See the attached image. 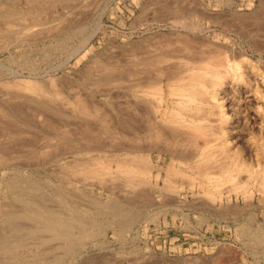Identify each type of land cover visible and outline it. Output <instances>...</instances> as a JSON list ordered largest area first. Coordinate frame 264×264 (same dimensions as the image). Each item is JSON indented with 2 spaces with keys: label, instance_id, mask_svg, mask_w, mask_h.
<instances>
[{
  "label": "rangeland",
  "instance_id": "1",
  "mask_svg": "<svg viewBox=\"0 0 264 264\" xmlns=\"http://www.w3.org/2000/svg\"><path fill=\"white\" fill-rule=\"evenodd\" d=\"M71 11L75 12L72 13ZM102 13L104 14L102 15L103 29L86 44L82 52L71 55L76 48L81 47L85 43L87 34L91 33L99 15ZM28 17L31 18L29 19ZM44 25L47 27L45 28ZM38 26L40 28L43 27V30L39 31L41 29ZM57 26L58 29H56ZM18 27H21L22 31ZM30 29L32 33L29 32ZM44 30L46 33L43 34ZM34 33H40L39 37L36 36L37 34H35L36 37L34 35L31 36ZM177 33L179 34L177 35ZM185 33H190L191 36ZM21 34L29 36L26 39L24 37L18 38V35L21 36ZM41 34L43 35L40 36ZM178 36L183 39H181L183 42L188 39L190 41V38L194 37L195 40L196 38L201 39L202 43L204 41L206 43L209 41L211 44L217 43L220 45L219 51L224 50V48L220 50L221 46H227L236 53L238 58V52L242 53L241 55L245 56V59L242 56L239 58L240 60L237 59L242 62L241 71L244 75L243 78L238 80L235 77H231L222 84L223 86L217 85L215 89L210 88V85H208V90L211 92L209 93L207 90L204 93L209 96L206 95V102L208 103L201 96L200 99H204L197 100L201 103L187 102L188 104H179L177 102L179 100L178 97L170 96L166 80L162 102L159 103L158 95L155 97L154 94L153 96L150 94L151 96L149 95V97L145 96L146 99L140 98L142 92L137 90L136 86H134L135 81L132 80L134 78H131L134 77V72L137 73L135 75L136 78L139 76L138 74L144 77L147 73H153L154 69H163L167 64H173L175 61H171V59L179 60L170 56L174 52L170 54L172 46L174 47V41L179 43L175 42L174 48L177 49L178 46V49L183 50L180 44L184 45V43ZM5 39L6 41L8 39L11 40H8L11 44L5 43L8 47H5L3 43ZM194 39H191V41L193 40L194 44H196L198 39L196 41ZM200 41H198L199 44ZM2 43L6 49L1 46ZM168 43L171 44L169 45ZM162 44L163 46H161ZM144 45L147 48L145 50ZM159 47L162 51L158 49ZM134 49L137 51L134 52ZM146 50H151V52ZM137 52L142 54L139 56ZM163 52L164 55L162 56ZM179 52L175 51L174 54ZM221 54L224 55L225 53L222 52ZM70 55L72 56L71 58L69 57ZM135 55H137L138 59L135 58ZM119 56L121 57L119 58ZM161 58L162 61L160 62ZM168 61L172 63H168ZM142 62H148L151 65H143L144 63ZM159 62L161 63L160 67L158 66ZM140 63L145 66L144 69L147 67L152 68V70L149 68L151 72L146 69L145 73L144 69H142L143 67H140ZM154 64H157L158 67L155 68ZM137 65L139 66V72L136 70ZM156 71L158 72V70ZM156 71L155 73H157ZM122 73L123 75H121ZM155 73L153 74L156 75ZM122 79H126L128 82ZM131 80L133 84L130 82ZM33 82L40 83L42 90L39 91L40 89H37L38 92H36V89L30 88L29 86ZM216 89L219 90L217 91ZM43 92L46 94H43ZM249 96H253V98ZM80 97L95 100V102L98 101L97 103L100 107L95 110L97 112L99 110V114L96 113L98 116L90 115L94 110L85 106L87 103L82 102L85 100L81 98V101ZM138 99H142L145 102L143 106H138L141 107L138 113L141 111L139 114L145 112L148 115L150 114L149 117L146 113L147 125L145 124L146 121H143L146 116L143 114L145 118L141 117L143 115L140 116L136 112L137 107L134 102L135 100L137 102ZM210 102H212V105L209 104ZM71 103L74 104L72 105ZM190 104L191 108L189 107ZM128 106L131 108H127ZM183 106L188 108L187 110L184 107L188 111V115L182 109ZM156 107L158 110L157 118H153L152 114L156 111ZM178 108H181L180 111ZM174 110H177V113L180 112L179 116L183 115L181 116L182 118L185 116V121H189L192 129L197 126L196 132L194 131L195 129L193 131L195 133L199 131L198 134H201V137L205 131H207L204 133L206 137H210V132L213 133L215 131L216 133L214 132L213 135L215 134L216 137L214 135L211 138L208 137V139H213L212 137H214L217 140L213 139L212 143L211 140L207 139V143L211 142L208 145L213 149L218 146L217 151L219 153L210 149L209 146L206 147L203 144L205 148L200 144L205 143L204 136L203 139H200V137L197 138L198 134L196 137V134L193 133V137L192 134L188 133L191 139L185 136L187 135L185 133L187 131L186 128L181 131L186 130L182 133L183 135L181 132L178 133L176 129L174 130L175 126H171L172 122H170L171 117L175 115ZM190 110L196 115L191 117L201 115L197 118H191L189 115V113L191 114ZM103 111L105 112L100 113ZM168 111H171V114L167 115ZM173 111L174 114H172ZM84 112L89 114L86 115ZM103 114H106L107 119H111L110 122L114 123L111 126L112 128H107L110 131L112 130V133L105 129L101 123L100 119ZM132 114L133 116L136 114V117H133ZM48 116L52 121L46 118ZM166 118H168V124H166ZM135 119L138 120V123L143 124V128L146 127V130L153 119L156 120L152 122L153 124L155 121V125L161 120L159 127H155L164 131L165 136L171 137V141L168 136H164V139H157L156 145L155 143H150L149 149L151 152L148 156L151 162L149 163V173L151 174L143 175L146 178L143 180L145 181L143 182L144 185L141 184L142 182L140 184L137 183L138 185L135 183L131 185V182H128V176L125 177L119 171L116 172L118 170L117 167L115 168L117 166L116 161L118 157L122 158L124 156L121 153L108 151L106 154L107 151H105L102 154L95 152L87 155L85 154L86 150L77 152L83 147L87 148L92 145L93 142H89L85 132L86 127L92 126L98 132L96 141L100 139L99 145L104 147V144L107 143L109 149H115L116 146L121 145L131 146L132 141H122V137L119 138L118 135L121 133L120 136L124 137L123 134L129 131L130 133H128L131 136V127H133ZM148 119L152 120L149 121ZM140 120L142 121L139 122ZM193 121H196V123ZM199 122H202L201 126H199ZM193 123L196 126H193ZM58 124L59 127H57ZM119 126L121 128L118 130ZM162 126H166L169 129ZM170 126L173 127V130ZM0 127V154L2 155L3 153V157L0 155V264H264V240L261 239L264 238V0H0ZM122 127L126 131H122ZM198 127L206 130L202 131ZM103 128L106 130H104L105 132L103 131L104 134L101 132ZM165 129L170 135L166 134ZM146 130L145 133L148 132ZM191 130L190 133H192ZM206 133L208 134L206 135ZM179 136L182 140L181 143L185 144L184 149L179 141L180 139H177V137L180 138ZM142 138L144 141V137ZM165 138H168L169 144L167 139L166 144L162 142ZM172 139L175 140L179 147ZM185 139L191 141L196 139V141L188 142ZM221 139L223 141L222 146L225 145L227 148L220 146L222 144L220 142ZM159 140L162 144L159 143ZM202 140L205 141L203 142ZM197 141V144H200L197 146L199 149L194 144ZM145 143H143L145 144L144 146H147L149 141ZM171 143L176 146L174 145L175 147H173V144L170 145ZM188 143L194 146L191 147ZM211 144H214L215 147L211 146ZM163 146H167L168 149L167 147L163 149ZM155 147L160 148L159 151ZM186 147L191 150H186ZM194 147L197 148L195 152L192 149ZM208 147L211 150L207 152L208 154L210 153L209 155L215 152L218 153L216 154L218 156H215V153H212L214 156L207 155L205 152ZM173 148L179 151L181 149V152H178L179 155L176 151H173ZM200 149L205 150V152L203 151L204 158L203 156L201 157L203 155L202 150L197 151ZM226 149L229 150L226 152ZM161 150L166 151L163 152ZM169 150H172V153L174 152L175 154H172ZM182 150L187 151L186 153L193 152V156L190 154L188 156L185 152L184 154ZM196 152L199 153L197 154ZM28 153L29 155H27ZM223 153L226 157L221 159L224 156ZM194 155L195 158L197 157L196 160ZM196 155H200V157ZM90 156L94 158L105 157L107 160L110 157L111 163L108 160L111 164V167H109L111 168L109 171L110 175L107 173L108 171H105L108 175H104L105 173L99 170L97 173L95 169L92 171V175L91 173L88 174L86 172L91 171L89 169L87 171L86 168H90L88 165L83 167V169L85 168L83 174L81 171L82 166L88 164L86 162L89 159H94ZM219 156H221L218 158L221 161V166L223 163L227 166L230 161L228 164L231 168L229 166L228 168L235 171V168L238 167L239 170H236V173L232 171L230 173L229 169L226 170V168L223 169L216 166L215 164L218 160L216 158ZM224 158L229 161L226 162ZM77 159L79 160L77 161ZM214 159H216V162ZM223 160L225 162H222ZM75 162L77 165H74L76 164ZM212 162L215 165L214 170L211 169L213 168ZM82 163L83 165L81 166ZM208 163L211 164L209 167ZM231 164L234 166L233 169ZM78 165L81 169L78 168ZM155 165L158 167L156 166L155 168ZM226 166L223 165L222 167ZM161 167L162 169H160ZM165 167H170V170L175 169V172L170 171L172 174L176 172H179V174L172 175L168 171L169 169L166 170ZM189 167L192 169H189ZM205 167L206 169L210 168L211 172L204 169ZM215 167H217V171ZM179 169L181 173L186 172L189 174L185 176L186 174L183 173L187 177H184V180L180 179L183 178V174H180ZM221 169L224 171H220ZM77 171L78 173L76 174ZM218 171H220L219 174L217 173L215 176L214 174ZM157 172L159 173L158 175ZM209 173H213L214 176L209 175ZM175 175H177L176 181H174L176 179ZM226 175L228 177H225ZM168 176L172 179L173 177L175 178L172 180ZM206 176L208 180L212 178H215V180L207 181ZM209 176L211 177L209 178ZM229 176L236 177L234 178L235 181L231 177L232 181L228 182L230 180ZM166 177L169 181L172 180L174 185ZM147 178L149 179L147 180ZM186 179H188V182L185 181ZM163 181L166 182V185L169 184V189H166L165 185L163 186ZM213 181L215 186L216 181H218L220 186L221 183H225L226 189L223 190L224 187H219L218 184V187H214ZM233 181L235 185L230 186L233 185ZM175 182L177 185H175ZM125 183L129 184L126 185ZM171 186L176 188H172L173 190L171 191ZM208 191L210 194L207 193ZM141 192L143 193L140 195ZM172 193L174 195H170ZM211 193L215 195L214 199ZM219 193H222V195ZM162 194L168 196L162 198ZM208 196L209 198L211 196V199ZM38 209H42L45 212L43 213L44 215L42 212H38ZM29 210H36L40 214ZM47 216L51 218L48 219ZM53 218L55 219L54 223ZM44 220L48 223H45L46 221ZM57 221L65 223L62 225H66V227L62 226L61 223L59 224L61 226H58ZM69 221H72L74 226L77 224L75 229L74 227L67 228L68 225H72ZM81 223L82 227L79 226ZM41 225H44V227ZM50 225L52 231L56 229V232L50 231ZM84 225L88 229L85 230ZM77 226L80 229L82 228L81 231H79L80 229ZM47 227L49 230L44 229ZM56 227L58 229L60 227L61 230L64 228L66 235L63 233L64 229L61 232ZM58 231L60 234L57 233ZM84 232H86L87 237L83 235ZM55 233L59 235V238L56 237L55 239L53 237L52 234ZM69 233L71 237L68 236ZM78 235L79 237L81 235V237L78 238ZM45 237L46 239H44ZM69 238L71 239L70 241L68 240ZM70 245L74 246L71 247Z\"/></svg>",
  "mask_w": 264,
  "mask_h": 264
},
{
  "label": "bare ground",
  "instance_id": "2",
  "mask_svg": "<svg viewBox=\"0 0 264 264\" xmlns=\"http://www.w3.org/2000/svg\"><path fill=\"white\" fill-rule=\"evenodd\" d=\"M75 1V0H74ZM77 1V0H76ZM93 1V0H92ZM43 2V1H42ZM82 2V1H81ZM91 2V1H90ZM182 2V1H181ZM38 3V2H37ZM86 3V2H85ZM184 3H185V1H184ZM253 3V2H252ZM48 4V3H47ZM196 4V3H195ZM82 5V4H81ZM91 5V4H90ZM90 5H88V6H90ZM180 5H182V4H180ZM184 5V4H183ZM198 5V4H197ZM92 6V5H91ZM185 6V5H184ZM196 6V5H195ZM2 7V6H1ZM89 8V7H88ZM180 8V7H179ZM84 9V8H83ZM184 9V8H183ZM191 10V9H190ZM84 11H85V9H84ZM178 11H180V10H178ZM186 11H188V10H186ZM198 11H201V10H198ZM197 11V12H198ZM72 12V11H71ZM75 12V11H74ZM74 12H72V13H74ZM83 12V11H82ZM181 12V11H180ZM185 12V11H184ZM195 12V11H194ZM191 13V12H190ZM203 13V12H202ZM256 13V12H255ZM39 14V13H38ZM42 14V13H41ZM199 14V13H198ZM16 15V14H15ZM14 15V16H15ZM40 15V14H39ZM76 15V14H75ZM82 15V14H81ZM80 15V16H81ZM102 15H104L103 13L101 14V15H99V17H98V20L96 21V24H95V27L93 28V30L91 31V33H89V35L87 34V36H88V38H87V36H86V40H85V43L81 46V47H79V48H76V50H74V52L71 54V55H76V54H79L80 52H82V50L84 49V47L86 46V44L91 40V39H93V37L100 31V30H102L103 29V21H102ZM179 15V14H178ZM181 15V14H180ZM210 15V14H209ZM223 15V14H222ZM257 15V14H256ZM12 16V15H11ZM79 16V15H78ZM29 18V17H28ZM28 18H26V19H28ZM31 18V17H30ZM29 18V19H30ZM37 18V17H36ZM41 18V17H40ZM67 18V17H66ZM25 19V18H24ZM23 19V20H24ZM37 19H39V18H37ZM43 19V18H42ZM254 19V18H253ZM16 20V19H15ZM67 21H69L68 19H66ZM256 20V19H255ZM258 20V19H257ZM21 21V20H20ZM26 21V20H25ZM43 21V20H42ZM71 21V20H70ZM16 22V21H15ZM191 22V21H190ZM27 23V22H26ZM58 23V22H57ZM69 23V22H68ZM13 25V24H12ZM10 26V25H9ZM56 26V25H55ZM59 26V25H58ZM58 26H57V28L56 29H58ZM61 26V25H60ZM39 27V26H38ZM37 27V28H38ZM42 27V26H41ZM44 27H45V25H44ZM47 27V26H46ZM45 27V28H46ZM18 28H20L21 29V27H18ZM40 28V27H39ZM43 28V27H42ZM42 28H40L41 30H39V29H36V30H39V31H42L43 29ZM49 28V27H48ZM47 28V29H48ZM55 28V27H54ZM195 28V27H194ZM46 29V30H47ZM49 29H52V28H49ZM204 29V28H203ZM21 31H22V29H21ZM33 31V30H32ZM58 31V30H57ZM29 32H31V29H30V31ZM34 32V31H33ZM28 33V32H27ZM26 33V34H27ZM32 33V32H31ZM43 34L44 33H46L45 32V30H44V32H42ZM180 33V32H179ZM179 33H177V35L179 34ZM26 34H24V36L21 34V36H19L18 35V38L19 37H24L25 39L27 38V36H29V35H26ZM29 34V33H28ZM35 34H37V33H34V34H32L31 36H35ZM40 34V33H39ZM39 34H37L36 36L37 37H39ZM43 34H41L40 36H42ZM48 34H49V31H48ZM186 34V33H185ZM185 34H184V36H185ZM189 34V35H188ZM188 34H186V35H188V36H191V34L190 33H188ZM15 35V34H14ZM193 35V34H192ZM26 36V37H25ZM35 36V37H36ZM156 36V35H155ZM180 36V35H179ZM178 36V37H179ZM184 36H182V37H184ZM198 36V35H197ZM34 37V38H35ZM48 37V36H47ZM85 37V36H84ZM158 37H159V35H158ZM186 37V36H185ZM194 37H195V35H194ZM194 37L192 38H190V41H189V39L188 40H185L184 42L180 39V37H179V39L184 43V45L182 46L181 44H180V46L181 47H183V50H182V52H181V50L180 49H178L179 47L177 46V49L180 51H178L176 48H174L175 47V42L177 43V41H174L173 43H174V47L172 46V48H171V53L170 54H172V52L174 51H177V52H179V53H177V54H174V52H173V54L172 55H170V56H172V57H174V58H178L179 60H173V59H171V61H175L173 64H167V65H169V66H167L166 64H165V60L163 61V63L166 65V66H164V68L162 69V68H158V69H156V70H158V72L154 69L153 71V73H155V71L157 72V73H155L156 75H154L152 72H151V70H152V68H148L147 66V68L146 69H148L147 71L148 72H151L152 73V75H150L151 73H147V75L145 74L146 73V69H144V67L145 66H142V63H144V62H142V63H140L141 65H140V67L142 66L143 68L142 69H144V71H145V75H144V77H143V75L142 76H140V74H138L139 76L136 78L135 77V75H137V73H135L134 72V77H131V78H134V79H132V80H134L135 82H134V86H136V88H137V90H139V91H141L142 92V94L140 95L141 97L140 98H142V99H146L145 98V96L146 97H149V95L151 94L152 96H153V94L155 95V97H156V95H158V97H159V103L160 102H162V100H163V94H164V92H165V80L167 81V85H168V88H169V94H170V96H172V97H174V96H176V97H178L179 98V100H177V102L179 103V104H181V103H187V102H191V103H196L197 102V104H198V102H200V101H197V100H201L200 99V97L201 96H203L204 98H205V102H206V95L204 94L205 93V91H207L209 88H208V85H210V88L212 87L213 89H215V87L217 86V85H222V84H224L226 81H227V79H229V78H233V77H235V78H237L238 80L239 79H242L243 78V73H242V71H241V68H242V62H240V61H238V59L239 58H241V54H240V52H238L239 54V58H238V56H236V53L233 51V50H231L230 48H228L227 46H221V48H220V50H222V48H224V50H222V51H219V47H220V45H218L217 43H212L211 44V42H209L208 41V43H210V44H208V43H206L205 41H204V43H206V44H204V43H202L200 40L201 39H199V38H196V40L194 39ZM41 38H43V37H41ZM161 38V37H160ZM187 38V37H186ZM202 38V37H201ZM23 39V38H22ZM24 39V40H25ZM37 39V38H36ZM46 39V38H45ZM185 39V38H184ZM191 39H194L195 41H196V44H194V41L192 40L191 41ZM9 40V39H8ZM6 41V39H5V41L3 42V41H1V42H3L4 43V45H5V43H10L11 44V42H9V41H11V40H9V41ZM23 40V41H24ZM159 40H161V39H159ZM163 40V39H162ZM172 40V39H171ZM177 40V39H176ZM83 41V40H82ZM167 41V40H166ZM181 41H179V42H181ZM198 41H200V44H199V42ZM150 42H152V41H150ZM168 42V41H167ZM166 42V43H167ZM170 42V41H169ZM198 42V43H197ZM3 43H2V45L1 46H3ZM22 43V42H21ZM24 43V42H23ZM162 43V42H161ZM201 43H202V45H201ZM132 44H134L133 42H132ZM145 44V43H144ZM169 44V43H168ZM171 44V43H170ZM169 44V45H170ZM177 44H179V43H177ZM176 44V45H177ZM137 45V44H136ZM146 45V44H145ZM145 45H144V50L145 49H147V48H145ZM154 45V44H153ZM166 45V44H165ZM7 46V44L5 45V47ZM79 46V45H78ZM151 46V45H150ZM161 46H163V44L161 45ZM4 47V46H3ZM4 47V48H5ZM8 47V46H7ZM126 47V46H125ZM132 47V46H131ZM137 47H139V46H137ZM142 47V46H141ZM147 47V46H146ZM180 47V48H181ZM156 48H157V45H156ZM168 48V47H167ZM173 48H174V50H173ZM6 49V48H5ZM152 49V48H151ZM155 49V48H154ZM158 49H160V47L158 48ZM169 49V48H168ZM176 49V50H175ZM261 49V48H260ZM132 50V49H131ZM153 50V49H152ZM163 50H165V49H163ZM134 52H136L137 50L136 49H134L133 50ZM143 51V50H142ZM146 51H150L151 52V50H146ZM160 51H162L161 49H160ZM235 51H237V50H235ZM140 52V51H139ZM156 52H157V50H156ZM165 52H166V50H165ZM167 52H170V51H167ZM222 52H224L225 54L224 55H222L221 53ZM131 53V52H130ZM138 53V52H137ZM139 54V56H140V54H142V53H138ZM149 54V53H148ZM160 54H162V53H160ZM69 56L70 58L72 57V56ZM117 55H118V53H117ZM125 55V54H124ZM147 55V54H146ZM164 55V52H163V54H162V56ZM167 55V54H166ZM165 55V56H166ZM116 56V55H115ZM128 56H129V54H128ZM144 56V55H143ZM143 56H142V58H143ZM161 56V55H160ZM111 58H112V56H110ZM121 56H119V58H120ZM123 57H125V56H123ZM127 57V56H126ZM125 57V58H126ZM145 57V56H144ZM148 57H149V55H148ZM155 57V56H154ZM244 59H245V56H242ZM102 58V57H101ZM109 58V57H108ZM114 58V57H113ZM134 58V57H133ZM135 58H137L138 59V57H137V55H135ZM146 58H147V56H146ZM238 58V59H237ZM242 58V59H243ZM106 59V58H105ZM124 59V58H123ZM130 59V58H129ZM128 59V60H129ZM136 59V60H137ZM139 59H141V58H139ZM144 59V58H143ZM158 59H160V58H158ZM166 59V58H165ZM103 60V59H102ZM109 60H110V58H109ZM119 60V59H118ZM167 60V59H166ZM169 60H170V58H169ZM240 60V59H239ZM104 61H106V60H104ZM138 61V60H137ZM140 61V60H139ZM162 61V58H161V60H160V62ZM171 61H168V63L169 62H171ZM243 61H245V60H243ZM248 61V60H247ZM126 62V61H125ZM157 62H158V60H157ZM159 62V64H158V66L160 67L161 66V63ZM97 63V62H96ZM100 63H102V62H100ZM172 63V62H171ZM151 65V64H149L148 62L147 63H144L143 65ZM243 64H244V62H243ZM134 65V64H133ZM132 65V66H133ZM136 65V64H135ZM130 66V65H129ZM153 66H155V68L156 67H158L157 66V64H154ZM152 66V67H153ZM163 66V65H162ZM138 65H137V67H136V70L138 71L139 69H138ZM124 68H126V67H124ZM130 68V67H129ZM134 68V67H133ZM166 68V69H165ZM122 69V68H121ZM135 69V68H134ZM133 69V70H134ZM126 70V69H125ZM129 70V69H128ZM120 71H122V70H120ZM135 71V70H134ZM139 72V71H138ZM140 72L142 73V70H141V68H140ZM125 73V72H124ZM133 73V72H132ZM118 74H120V73H118ZM121 75H123V73L121 74ZM131 75H133V74H131ZM154 75V76H153ZM108 77V76H107ZM125 77V76H124ZM123 77V78H124ZM128 78H130L129 76H127ZM105 78V77H104ZM109 78V77H108ZM122 78V77H121ZM234 78V79H235ZM245 78V77H244ZM101 79V78H100ZM110 79V78H109ZM121 80V79H120ZM123 80V79H122ZM132 80L130 81V82H132ZM231 80H233V79H231ZM247 80V79H246ZM123 81H126V79L125 80H123ZM109 82H111V81H109ZM108 82V83H109ZM113 82V81H112ZM115 82V81H114ZM117 82V81H116ZM126 82H128V80L126 81ZM239 82V81H238ZM242 82H244V81H242ZM242 82H241V84H242ZM248 82V81H247ZM34 83V84H33ZM32 83V85H30L29 87L30 88H34V89H40L39 91H41L42 90V87H41V85H40V83L39 84H37L38 82H33ZM106 83V82H105ZM107 83V84H108ZM125 83V82H124ZM228 83V82H227ZM235 83V82H234ZM249 83V82H248ZM132 84H133V82H132ZM241 84H239V85H241ZM128 85H129V83H128ZM226 85V84H225ZM18 86H19V84H18ZM43 86V85H42ZM112 86V85H111ZM118 86V85H117ZM116 86V87H117ZM126 86V85H125ZM124 86V87H125ZM223 86V85H222ZM247 86V85H246ZM40 87V88H39ZM55 87V86H54ZM57 87V86H56ZM110 87V86H109ZM115 87V86H114ZM29 88V89H30ZM47 88V87H46ZM45 88V89H46ZM53 88V87H52ZM123 88V87H122ZM129 88V87H128ZM167 88V89H168ZM218 88H219V86H218ZM222 88V87H221ZM58 89V88H57ZM126 89V88H125ZM220 89V88H219ZM218 89V90H219ZM31 90V89H30ZM53 90V89H52ZM133 90V89H132ZM217 90V89H216ZM217 90V91H218ZM33 91V90H32ZM107 91V90H106ZM212 91H214V90H212ZM36 92H38V90L36 91ZM55 92H56V90H55ZM58 92V91H57ZM208 92H209V90H208ZM211 92V91H210ZM209 92V93H210ZM216 92V91H215ZM42 93V92H41ZM54 93V92H53ZM73 94H74V92H72ZM39 94H40V92H39ZM43 94H46L45 92H43ZM50 94H52V93H50ZM59 94H61V93H59ZM140 94V93H139ZM204 94V95H203ZM250 94V93H249ZM248 94V95H249ZM41 95V94H40ZM48 95V94H47ZM46 95V96H47ZM54 95V94H53ZM56 95V94H55ZM150 95V96H151ZM210 95H212V94H210ZM214 95V94H213ZM251 95H252V93H251ZM43 96V95H42ZM60 96V95H59ZM113 96V95H112ZM126 96V95H125ZM208 96V95H207ZM246 96H247V94H246ZM61 97H64V96H61ZM139 97V96H138ZM175 97V98H176ZM209 97V96H208ZM214 97V96H213ZM212 97V98H213ZM216 97V96H215ZM250 98L252 97L253 98V96H249ZM38 98V97H37ZM54 98H55V96H54ZM81 98L82 97H80V100H81ZM124 98H126V97H124ZM152 98V97H151ZM203 98V99H204ZM217 98V97H216ZM244 98H245V96H244ZM247 98V97H246ZM52 99V98H51ZM83 99V98H82ZM88 99V98H87ZM87 99H83V100H85V101H82V102H86L87 103V105H85V106H88L89 107V109L91 108V109H93L94 110V112H92L90 115L92 116L93 114H94V116H98V112H99V110H98V112L97 111H95V110H97V109H99V105H98V101L97 102H95V100H87ZM91 99H92V97H91ZM142 99H138V103L136 102V100H135V102L134 103H136V104H134L137 108H136V112H137V114L138 115H145L146 116V113L147 112H145V113H143V114H139V113H141V111L138 113V110H139V108H141V107H138V106H140V105H142L143 106V104H145V102H144V100H142ZM202 99V100H203ZM209 99V98H208ZM39 100H40V98H39ZM79 100V99H78ZM77 100V101H78ZM80 100H79V102H80ZM87 100V101H86ZM124 100H126V99H124ZM152 100H153V98H152ZM184 100V101H183ZM211 100V99H210ZM227 100V99H226ZM246 100V99H245ZM44 101H46V100H44ZM58 101H59V99H58ZM131 101V100H130ZM157 101V102H158ZM209 101V100H208ZM212 101V100H211ZM214 101V100H213ZM232 101V100H231ZM237 101V100H236ZM63 102V101H62ZM79 102H78V104H79ZM82 102H80V103H82ZM123 102V101H122ZM127 102V101H126ZM125 102V103H126ZM132 102V101H131ZM155 102V101H154ZM176 102V103H177ZM215 102V101H214ZM213 102V103H214ZM65 103V102H64ZM86 103H83V104H86ZM125 103H123V104H125ZM171 103V102H170ZM201 103V102H200ZM203 103H204V101H203ZM206 103H208V102H206ZM212 102H210L209 104H211ZM232 103V102H231ZM72 104V103H71ZM74 104V103H73ZM72 104V105H73ZM122 104V103H121ZM129 104V103H128ZM188 104V103H187ZM205 104V103H204ZM146 105H148L147 103H146ZM145 105V106H146ZM182 105V104H181ZM200 106H202L201 104H199ZM198 105V106H199ZM208 105V104H207ZM212 105V104H211ZM215 105V104H214ZM50 106V105H49ZM81 106H83V105H81ZM122 106V105H121ZM159 106V105H158ZM161 106V105H160ZM177 106V105H176ZM197 106V105H196ZM209 106V105H208ZM231 106V105H230ZM235 106V105H234ZM233 106V107H234ZM54 107V106H53ZM52 107V108H53ZM56 107V106H55ZM73 107V106H72ZM78 107V106H77ZM87 107V108H88ZM120 107V106H119ZM130 106H128L127 108H129ZM133 107V106H132ZM146 107H148V106H146ZM174 107V106H173ZM180 107V106H179ZM184 107L185 106H183L182 107V109H184ZM190 108H191V104H190V106H189ZM203 107V106H202ZM211 107V106H210ZM209 107V108H210ZM1 108H3V107H1ZM83 108V107H82ZM125 108V107H124ZM131 108V107H130ZM135 108V107H134ZM144 108V107H143ZM160 108V107H159ZM187 110H188V108L187 107H185ZM189 108V109H190ZM208 108V107H207ZM230 109H232L231 107H229ZM228 108V109H229ZM239 108H240V105H239ZM9 109V108H8ZM116 109V108H115ZM146 109V108H145ZM145 109H143V110H145ZM149 109H150V107H149ZM149 109H147L148 111H149ZM179 109V108H178ZM181 109V108H180ZM180 109H179V111H180ZM195 109V108H194ZM198 109V108H197ZM196 109V110H197ZM234 109V108H233ZM5 110V109H4ZM73 110V109H72ZM166 110V109H165ZM192 111H193V109H191ZM190 110V111H191ZM243 110V109H242ZM92 111V110H91ZM90 111V112H91ZM102 111V110H101ZM119 111V110H118ZM121 111V110H120ZM133 111V110H132ZM146 111V110H145ZM167 111V110H166ZM175 111V115H171L172 117H171V121L170 122H172L171 123V126L173 125V127H171V129L173 128L174 130L176 129V131L178 132V133H180L181 131H182V129L183 128H186V130H184V131H186L185 133H187V135H185V136H187V138H191V137H189L188 136V133L189 134H192L193 135V133L194 134H196V137H197V134H198V132L199 131H197V133H195L196 132V125H194V123H196V121H193L194 123H193V126H196L194 129H192L191 127H192V125L191 124H189V121L188 122H186L185 121V119H184V117L182 118L181 116H183V115H181V116H179V114H181L180 112L179 113H177L178 111L177 110H174ZM174 111L172 112V114H174ZM182 111V110H181ZM184 111L186 112V114L188 113V111H186L185 109H184ZM184 111H183V113H184ZM189 111V112H190ZM191 111V114L189 113V115H190V117L192 116V115H195L193 112ZM199 111V110H198ZM4 112V111H3ZM105 111H103V112H100V113H104ZM121 112H123V111H121ZM143 112V111H142ZM157 112H158V110H157V107H156V111L152 114L151 113V111H150V113L152 114V117L153 118H157ZM194 112H197V111H194ZM212 112H214V111H212ZM233 112H234V110H233ZM238 112H239V110H238ZM8 113V112H7ZM10 113V112H9ZM13 113V112H12ZM58 113H60V112H58ZM85 114H86V112H84ZM96 113H98L97 115H96ZM164 113V112H163ZM169 113L171 114V111H168V114L167 115H169ZM182 113V114H183ZM193 113V114H192ZM235 113H237V112H235ZM47 114V113H46ZM61 114V113H60ZM63 114V113H62ZM66 114V113H65ZM81 114V113H80ZM89 114V113H88ZM88 114H86V115H88ZM106 114H107V112H106ZM106 114H103V116L101 117V123L103 124V127L105 128V129H107V128H112L111 126H112V124H114V123H112V122H110L111 121V119L109 120V119H107V115ZM130 114H131V112H130ZM185 114V115H186ZM197 114H199V113H197ZM203 114H204V112H203ZM238 114H240V113H238ZM42 115V114H41ZM40 115V116H41ZM44 115V114H43ZM85 115V116H86ZM113 115V114H112ZM137 115V116H138ZM144 115L143 116H141V117H144ZM147 115H148V113H147ZM150 115V114H149ZM148 115V116H149ZM165 115V114H164ZM188 115V114H187ZM201 115V114H200ZM199 115V116H200ZM235 115V114H234ZM258 115V114H257ZM6 116V115H5ZM12 116V115H11ZM62 116V115H61ZM90 116V117H91ZM132 116H133V114H132ZM163 116V115H162ZM196 116V115H195ZM199 116H197V117H199ZM206 116H208V115H206ZM210 116V115H209ZM42 117V116H41ZM89 117V116H88ZM114 117V116H113ZM133 117H136V114L133 116ZM150 117V116H149ZM197 117H191V118H197ZM203 117V116H202ZM12 119H13V117H11ZM43 118V117H42ZM45 118V117H44ZM46 118H49V116L48 117H46ZM96 118V117H95ZM108 118H109V114H108ZM123 118H124V116H123ZM131 118V117H130ZM145 118V117H144ZM143 118V119H144ZM170 118V117H169ZM201 118V117H200ZM212 118V117H211ZM40 119V118H39ZM51 121H52V119L51 118H49ZM81 119V118H80ZM91 119V118H90ZM126 119V118H125ZM142 119V118H141ZM146 119H147V116H146V118L143 120V121H146ZM159 119H161V118H159ZM208 119V118H207ZM128 120V119H127ZM149 120V119H148ZM150 120H152V119H150ZM149 120V121H150ZM153 120H155V119H153ZM153 120L148 124V127H147V130H148V132L147 133H145V130H146V127H144L143 128V124H140V123H138V120L137 119H135L134 120V123H133V127H131L132 128V130H131V128H130V130L132 131V134H131V136H130V132L128 133L129 134V136H127L128 134L127 133H125V134H123L124 135V137L123 136H120V134L118 135V137L119 138H121L122 139V141L123 140H130V142L132 141V143H131V146L129 145H127V142H126V145L127 146H116L115 147V149H109L108 148V146H107V143L106 144H104L105 146L103 147L102 145H99L100 143H99V140L98 141H96V139H97V135H98V132L96 131V129H94V128H92V127H86V135L88 136V140H89V142L91 141V142H93L92 143V145L91 146H88L87 148H84L83 147V149H79L77 152L79 153V152H81V151H83V150H86V152H85V154H87L88 155V153L90 154V153H104L105 151H107L106 152V154L108 153V151H110V152H115V153H121L122 155H124L122 158L121 157H118V160L116 161V165L117 166H115V168L117 167V171L116 172H118L119 171V173L121 174H124V176L126 177V176H128L129 177V179H128V182H131V185L133 184V183H135V184H140L141 182V184H143V182H145V181H143L144 179H146L145 178V176H143V175H146L147 173H148V175L149 174H151V173H149V171H150V168H149V163H151L150 162V157L148 156V154L151 152V150L149 149V146H151V144H154L155 143V145H156V142H158V140L157 139H164V136H165V134H164V131H161L158 127V125L159 124H161V120H160V122L158 121V124L157 125H155V121H154V126H153V124H152V122H153ZM166 120V124H168L167 123V120H168V118H166L165 119ZM190 120V119H189ZM192 120V119H191ZM212 120V119H211ZM43 121H44V119H43ZM51 121H49V122H51ZM78 121V120H77ZM129 121V120H128ZM142 120H140L139 122H141ZM164 121V120H163ZM168 121V122H169ZM200 121V120H199ZM203 121V120H202ZM46 122H48V121H46ZM54 122V121H53ZM60 122V121H59ZM68 122V121H67ZM86 122V121H85ZM110 122V123H109ZM113 122H115V121H113ZM118 122V121H117ZM119 122H121V121H119ZM122 122H124V121H122ZM130 122V121H129ZM132 122V121H131ZM136 122V123H135ZM192 122V121H191ZM190 122V123H191ZM16 123V122H15ZM21 123V122H20ZM73 123V122H72ZM83 123V122H82ZM100 123V124H101ZM143 123V122H142ZM4 124H6V123H4ZM26 124V123H25ZM29 124V123H28ZM27 124V125H28ZM65 124V123H64ZM69 124V123H68ZM79 124V123H78ZM81 124V123H80ZM90 124V123H89ZM88 124V125H89ZM121 124V123H120ZM120 124H118V125H120ZM132 124V123H131ZM146 125H147V121H146V123H145ZM162 124H163V122H162ZM202 125V122H199V126H201ZM2 125V124H1ZM10 125V124H9ZM17 125V124H16ZM27 125H26V127H27ZM52 125V124H51ZM70 125V124H69ZM87 125V126H88ZM129 125V124H128ZM164 125H165V122H164ZM170 125V124H169ZM168 125V126H169ZM205 125V124H204ZM22 126V125H21ZM47 126H49V125H47ZM55 126V125H54ZM123 126V125H122ZM145 126V125H144ZM155 126H158V127H155ZM167 126V125H166ZM166 126H162L163 128H165ZM206 126V125H205ZM14 127V126H13ZM50 127V126H49ZM57 127H59V124H58V126ZM77 127V126H76ZM75 127V128H76ZM95 127V126H94ZM98 127V126H97ZM123 127H125V126H123ZM123 127H122V131H126V129H123ZM162 127H161V129H162ZM203 127V126H202ZM1 128V127H0ZM18 128V127H17ZM28 128V127H27ZM31 128V127H30ZM37 128V127H36ZM102 128V127H101ZM102 129V133H103V131L105 130V129ZM119 128H121L120 126L118 127V130H119ZM158 128V129H157ZM166 128H168V127H166ZM188 128V129H187ZM3 129V128H2ZM32 129V128H31ZM34 129V128H33ZM74 129V128H73ZM116 129V128H115ZM169 129V128H168ZM170 129V130H171ZM172 129V130H173ZM192 131V133H190V130ZM198 129H200V130H202V128H199L198 127ZM205 129V128H204ZM224 129V128H223ZM13 130V129H12ZM44 130V129H43ZM50 130V129H49ZM58 130V129H57ZM107 130H109V129H107ZM118 130H116V131H118ZM146 130V131H147ZM164 130V129H163ZM170 130H169V132H170ZM195 132H194V131ZM206 130V129H205ZM205 130H202V131H205ZM214 130V129H213ZM212 130V131H213ZM23 131V130H22ZM39 131H40V129H39ZM47 131V130H46ZM56 131V130H55ZM63 131V130H62ZM66 131V130H65ZM76 131V130H75ZM106 131V130H105ZM104 131V132H105ZM110 131V130H109ZM167 130L165 129V132H166ZM184 131L183 132H181V134L182 133H184ZM189 131V132H188ZM201 131V132H202ZM211 131V130H210ZM15 132V131H14ZM29 132V131H28ZM35 132V131H34ZM33 132V133H34ZM36 132H37V130H36ZM64 132V131H63ZM73 132V131H72ZM81 132V131H80ZM111 133H112V130L110 131ZM121 132V131H120ZM200 132V133H201ZM205 132H207V131H205ZM204 132V133H205ZM208 132H209V128H208ZM215 132V131H214ZM213 132V133H214ZM218 132V131H217ZM220 132V131H219ZM222 132V131H221ZM7 133V132H6ZM16 133V132H15ZM39 133H41V132H39ZM54 133V132H53ZM57 133V132H56ZM74 133V132H73ZM122 133H124V132H122ZM171 133V132H170ZM202 134V137L198 134V137L197 138H199L200 137V139L202 138H204L205 140H202L203 142L205 141V143H200V144H204L206 147L207 146H209L210 147V145H208V144H210V143H207L208 142V140H213V139H215L214 137H216V135L214 136L213 135V133L212 132H210V134L209 135H211V136H214V137H212L213 139H208V137L209 136H204L205 134ZM216 133V132H215ZM11 134V133H10ZM17 134V133H16ZM37 134V133H36ZM71 134V133H70ZM69 134V135H70ZM104 134V133H103ZM102 134V135H103ZM106 134V133H105ZM166 134H169V133H167L166 132ZM172 134H173V131H172ZM175 134V133H174ZM208 133H206V135H207ZM13 135V134H12ZM46 135V134H45ZM72 135V134H71ZM81 135V134H80ZM79 135V136H80ZM126 135V136H125ZM170 135V134H169ZM183 135V134H182ZM218 135V134H217ZM220 135V134H219ZM11 136V135H10ZM82 136V135H81ZM104 136H107V135H104ZM109 136V135H108ZM117 136V135H116ZM168 135H166L165 137H167ZM185 136H184V138H185ZM191 136V135H190ZM204 136V137H203ZM211 136L209 137V138H211ZM30 137V136H29ZM71 137V136H70ZM73 137V136H72ZM128 137H132L131 139L129 138V139H127ZM142 137H144V141L145 142H147V141H149V144H147V146H144L146 143L143 141V138ZM180 137V136H179ZM193 137H194V135H193ZM195 137V138H196ZM66 138V137H65ZM76 138V137H75ZM74 138V139H75ZM105 138V137H104ZM109 138V137H108ZM124 138V139H123ZM168 138L170 139L171 137L170 136H168ZM168 138H165V140L163 141L162 140V142L163 143H165L166 144V139H167V143L169 144L170 142H168L169 140H168ZM174 138V137H173ZM183 138V137H182ZM183 138V139H184ZM23 139V138H22ZM69 139V138H68ZM175 140H176V138H174ZM174 139H172L173 140V142H175V140ZM177 139L180 141V143L182 142V140H181V137L180 138H178L177 137ZM192 139V138H191ZM208 139V140H207ZM25 140V139H24ZM59 140V139H58ZM153 140H156V141H153ZM186 140V139H185ZM188 140V139H187ZM186 140V141H187ZM194 140V139H193ZM193 140L191 141V140H188V142H193ZM215 140H217V139H215ZM225 140V139H224ZM54 141V140H53ZM80 141V140H79ZM106 141V140H105ZM105 141H103V142H105ZM160 141V140H159ZM170 141H171V139H170ZM177 141V140H176ZM178 141V142H179ZM184 141V140H183ZM186 141H184V142H186ZM194 141H196V139L194 140ZM220 141V140H219ZM85 142V141H84ZM94 142H95V144H94ZM97 142V143H96ZM114 142H115V140H114ZM125 142V141H124ZM153 142V143H152ZM221 143L223 142L222 141V139H221V141H220ZM225 142V141H224ZM58 143V142H57ZM81 143V142H80ZM88 143V142H87ZM99 143V144H98ZM143 143H145V144H143ZM160 144H162L161 143V141L159 142ZM176 143V142H175ZM198 143V141L197 142H195L194 144H196V146L195 147H197V146H199L200 144H197ZM212 143H213V141H212ZM220 143V144H221ZM73 144V143H72ZM75 144V143H74ZM94 144V145H93ZM113 144V143H112ZM117 144V143H116ZM121 144H124V143H121ZM173 144V147H175L176 145H177V143H176V145L174 144V143H171L170 145H172ZM189 144V143H188ZM188 144H186V146L188 145ZM207 144V145H206ZM220 144H218V145H220ZM46 145V144H45ZM58 145V144H57ZM62 145V144H61ZM76 145V144H75ZM78 145V144H77ZM84 145V144H83ZM82 145V146H83ZM90 145V144H89ZM118 145V144H117ZM125 145V144H124ZM164 145V144H163ZM175 145V146H174ZM181 145H183V143H181ZM190 146H191V143L189 144ZM189 145L187 146V147H189ZM201 145V146H202ZM203 145V147H205ZM223 145V143L220 145L221 147H224V146H222ZM43 146V145H42ZM53 146V145H52ZM86 146V145H85ZM110 146V145H109ZM154 146V145H153ZM159 146V145H158ZM165 146V145H164ZM163 146V149L164 148H166V147H164ZM178 146V145H177ZM192 146H194V145H192ZM191 146V147H192ZM200 146V147H201ZM211 146H214V144L212 145L211 144ZM73 147V146H72ZM78 147V146H77ZM111 147V146H110ZM171 147V146H170ZM170 147H169V149H170ZM179 147V146H178ZM177 147V148H178ZM184 147H185V144L183 145V149H184ZM186 147V148H187ZM194 147V148H195ZM205 147V148H206ZM209 147L207 148V150L209 149ZM215 147V146H214ZM217 147L218 146H216V149L214 148H211L210 147V149H213V151H217ZM226 147V146H225ZM37 148V147H36ZM75 148H76V146H75ZM151 148V147H150ZM155 148H157V147H155ZM161 148H162V146H161ZM181 148V147H180ZM179 148V149H180ZM185 148V149H186ZM192 148L193 150H194V152H195V150L198 148ZM202 148V147H201ZM227 148V147H226ZM34 149V148H33ZM43 149V148H42ZM50 149V148H49ZM152 149V148H151ZM154 149V148H153ZM159 149L160 148H157V150L159 151ZM167 149H168V147H167ZM174 149V148H173ZM172 149V150H173ZM199 149V148H198ZM206 150V152H205V150L203 149H200V150H197V151H201L202 150V152L204 151L205 153H207V152H209V151H211V150ZM219 149V148H218ZM30 150V149H29ZM54 150H55V148H54ZM71 150V149H70ZM76 150V149H75ZM172 150L170 151L171 153H172ZM186 150H188V151H190L191 149H189V148H187ZM220 150H221V148H220ZM223 150V149H222ZM229 149H226V152L228 151ZM28 151V150H27ZM31 151H32V149H31ZM31 151H29V152H31ZM45 151V150H44ZM161 151H163V150H161ZM166 151V150H165ZM165 151H163V152H165ZM168 151V152H169ZM174 152L176 151L177 152V154H178V152H181V149H180V151L177 149H174L173 150ZM183 151V153L185 152L184 150H182ZM39 152V151H38ZM37 152V153H38ZM47 152V151H46ZM84 152V151H83ZM173 152V153H174ZM187 152V151H186ZM185 152V153H186ZM204 152H203V155H201V157L203 156V158H204ZM215 152H212V153H215ZM218 152V151H217ZM221 153H222V151H220ZM225 152V153H226ZM27 153V152H26ZM56 153V152H55ZM172 153V154H173ZM184 153V154H185ZM193 153V152H192ZM191 152L190 153H186V155L188 154V156H189V154L190 155H192L193 156V154H192ZM197 153V152H196ZM196 153H194V154H196ZM199 153V152H198ZM197 153V154H198ZM211 153V155H213L214 156V154H212ZM219 153V152H218ZM218 153H215V156H218V155H216V154H218ZM220 153V154H221ZM84 154V153H83ZM106 154H104V155H106ZM175 154V153H174ZM210 154V153H209ZM208 153H207V155H209ZM224 154V153H223ZM228 154V153H227ZM226 154V155H227ZM1 155V154H0ZM2 155H3V153H2ZM1 155V156H2ZM5 155V154H4ZM27 155H29V153L27 154ZM32 155V154H31ZM179 155V154H178ZM177 155V156H178ZM180 155H181V153H180ZM200 155H196V156H199L200 157ZM206 155V154H205ZM206 155V156H207ZM211 155H209V156H211ZM23 157H24V155H22ZM59 156V155H58ZM100 156H102V155H100ZM116 156H118L117 154H116ZM176 156V155H175ZM191 156V158H193ZM209 156H207V157H209ZM222 156V155H221ZM221 156H219V157H217L216 159H218V158H220ZM3 157V156H2ZM91 157V156H90ZM89 157V158H90ZM186 157V156H185ZM223 157H226L225 156V154H224V156H222V158L221 159H223ZM227 157H229V156H227ZM91 158H94V157H91ZM110 157H108V160H109V162L111 161L110 159H109ZM119 158H121V159H119ZM176 158V157H175ZM188 158V157H187ZM215 158V157H214ZM50 159V158H49ZM185 159V158H184ZM194 159L196 160L197 159V157L195 158V155H194ZM193 159V160H194ZM200 159V158H199ZM202 159V158H201ZM206 159V158H205ZM213 159V158H212ZM216 159H214V161L216 162ZM225 159V158H224ZM230 159H231V157H230ZM79 159H77V161H78ZM81 160V159H80ZM84 160H86V159H84ZM88 160V159H87ZM108 160H107V158H101V157H96V158H94V159H89L86 163H88V164H85V162H84V166H82L83 165V163L81 164V166H82V169L79 167V165H80V163H79V165H78V168H80L81 169V171H82V173H83V170H85V168L83 169V167H86V165H88V167H90V168H86L87 169V171H88V169L89 170H91L90 172L88 171V172H86V173H91V175L93 174L92 173V171L95 169V171L98 173V170L99 171H101L102 173H105L104 175H108V174H106V172L105 171H108L107 173H109V175H110V169L111 168H109V167H111L110 165V163L108 162ZM115 160V159H114ZM192 160V161H193ZM208 160V159H207ZM211 160V159H210ZM226 160V162H228L227 161V159H225ZM225 160H223L222 162H225ZM2 161V160H1ZM76 161V162H77ZM113 161V160H112ZM199 161H201V160H199ZM213 161V160H212ZM213 161V162H214ZM3 162V161H2ZM75 162V163H76ZM81 162V161H80ZM198 162V161H197ZM204 162H206V161H204ZM208 162V161H207ZM206 162V163H207ZM213 162L211 163L212 165H213ZM215 162H214V164H215ZM217 162H218V165H217ZM217 162H216V166H218V167H221V168H226V170L227 169H229L228 168V166H229V164L228 163H230V161L227 163V166L225 165V163H223V165L224 166H226V167H222L221 166V161H219V159L217 160ZM220 162V163H219ZM200 164H201V162H199ZM205 163V164H206ZM2 164V163H1ZM203 164V163H202ZM209 164V163H208ZM211 164H209L208 165V167L211 165ZM74 165H77V163L76 164H74ZM189 165V164H188ZM192 165V164H191ZM207 165V164H206ZM215 165H213V168H211V169H213L214 170V166ZM220 165V166H219ZM232 165V164H231ZM156 166L157 165H155V168H156ZM205 166V165H204ZM233 166V165H232ZM234 166H235V162H234ZM234 166L232 167V169L234 168ZM153 167V166H152ZM158 167V166H157ZM160 167V166H159ZM194 167H195V164H194ZM230 167V166H229ZM170 167H165V169L167 170V169H169ZM197 168V167H196ZM199 168V167H198ZM231 168V167H230ZM238 167H236L235 168V171L236 170H239V168L237 169ZM242 168H244V167H242ZM73 169V168H72ZM160 169H162V167L160 168ZM187 170H189V169H192V168H190L189 167V169L188 168H186ZM194 169V168H193ZM204 169H206V167L204 168ZM215 169H216V171H217V167H215ZM218 169H220V168H218ZM223 169H221L220 171H224ZM166 170H164V171H166ZM175 170V169H174ZM174 170H168L169 172L170 171H173V172H175ZM206 170H209L210 171V168H208V169H206ZM205 170V171H206ZM212 170V171H213ZM230 170V173H232V172H235V171H232L231 169H229ZM178 171H180V169L178 170ZM192 171V170H191ZM193 171H195V170H193ZM204 171V172H205ZM220 171H218V172H216L214 175L216 176V174L218 173L219 174V172ZM232 171V172H231ZM95 172V173H96ZM100 172V173H101ZM208 172V171H207ZM211 172V171H210ZM225 172H228V171H225ZM238 172V171H237ZM241 172V171H240ZM249 172V171H248ZM78 173V171L76 172V174ZM112 173V172H111ZM119 173H117V174H119ZM165 173V172H164ZM167 173V172H166ZM171 174H172V172H170ZM169 173V174H170ZM176 173H178L179 174V172H176ZM176 173H173V174H176ZM184 174H186L185 176H187V175H189V174H187L186 172H183ZM183 173H181V171H180V174L182 175ZM236 173V172H235ZM84 174V173H83ZM112 174H114V173H112ZM112 174H111V176H112ZM116 174V173H115ZM159 173L157 172V175H158ZM170 174V176H172ZM184 174H183V178H180V179H182V180H184L185 178H187V177H185L184 176ZM207 174V173H206ZM220 174H223V173H220ZM227 174V173H226ZM101 175V174H100ZM103 175V174H102ZM167 175H168V173H167ZM204 175V174H203ZM208 175V174H207ZM209 175H213V173L212 174H210L209 173ZM213 175V176H214ZM225 175V174H224ZM231 175V174H230ZM233 175V174H232ZM237 175V174H236ZM235 175V176H236ZM85 176V175H84ZM93 176H95V175H93ZM156 176V175H155ZM177 175H175V177H176ZM180 176V175H179ZM212 176V177H213ZM220 176V175H219ZM81 177V176H80ZM100 177H102V176H100ZM144 177V178H143ZM159 177V176H158ZM158 177H157V179H158ZM169 177V176H168ZM175 177H173V179L175 178ZM185 177V178H184ZM211 176H209V178H210ZM223 177V176H222ZM225 177H228L227 175L225 176ZM232 177V176H231ZM230 176H229V179L231 178ZM114 178H116V177H114ZM114 178H112V179H114ZM118 178V177H117ZM121 178V177H120ZM143 178V179H142ZM164 178V177H163ZM167 178V177H166ZM170 178V177H169ZM218 178V177H217ZM220 178V180H221V176L219 177ZM218 178V179H219ZM233 178V177H232ZM231 178V179H232ZM234 178H236V177H234ZM232 179V180H234L235 181V179ZM89 179V178H88ZM91 179V178H90ZM149 178H147V180H148ZM155 179V178H154ZM170 179H172V178H170ZM172 179V180H173ZM195 179V178H194ZM206 179H207V181H212L213 179L215 180V178H212V179H209L208 180V178H207V176H206ZM227 179V178H226ZM225 179V180H226ZM228 179V180H229ZM229 180L228 182H230V181H232V180ZM101 180V179H100ZM122 180V179H121ZM151 180V179H150ZM150 180H149V182H150ZM167 180H168V178H167ZM172 180H170L171 181V183L173 182ZM177 180V177H176V179L174 180V181H176ZM217 180V179H216ZM224 180V179H223ZM237 180V179H236ZM155 181H157L156 179H155ZM159 181V180H158ZM169 181V180H168ZM169 181V182H170ZM185 181H187L188 182V179H186ZM197 181V180H196ZM234 181H233V185H230V186H234L235 184H234ZM148 182V181H147ZM194 182V181H193ZM220 182H222V181H220ZM226 182V181H225ZM163 183V186L164 187H166V189L169 187V184H165L166 182H162ZM174 183V182H173ZM172 183V185H174ZM181 182H179V184H180ZM209 183V182H208ZM236 183H237V181H236ZM122 184V183H121ZM126 184V183H125ZM124 184V185H125ZM129 184V183H128ZM128 184H126V185H128ZM137 184V185H138ZM146 184H148V183H146ZM145 184V185H146ZM213 184H214V181H213ZM217 184H218V181H216V186H215V184H214V187H218L217 186ZM224 184L225 183H221V186L219 185V187H224L223 188V190L224 189H226L225 188V186H224ZM227 184V183H226ZM144 185V184H143ZM175 185H177L176 184V182H175ZM181 185H182V183H181ZM184 185V184H183ZM238 185V184H237ZM236 185V186H237ZM227 186V185H226ZM229 186V187H230ZM239 186H240V184H239ZM137 187V186H136ZM159 187V186H158ZM194 187V186H193ZM214 187H212V188H214ZM238 187V186H237ZM131 188H132V186H131ZM133 188H135V186H133ZM161 188H163V187H161ZM171 189V191L173 190L172 188H176V187H173V186H171L170 187ZM208 188V187H207ZM234 188V187H233ZM138 189V188H137ZM139 189H140V187H139ZM157 189V188H156ZM169 189V188H168ZM193 189V188H192ZM217 189V188H216ZM230 189H231V187H230ZM235 189V188H234ZM239 189V188H238ZM161 190V189H160ZM163 190V189H162ZM176 190V189H175ZM222 190V189H221ZM164 191V190H163ZM162 191V192H163ZM138 192V191H137ZM165 192V191H164ZM163 192V193H164ZM174 192V191H173ZM143 192H141L140 193V195L142 194ZM168 193V192H167ZM176 193H177V191H176ZM203 193H205L204 191H203ZM207 193H209V191L207 192ZM214 193V192H213ZM213 193H211L212 195H213ZM216 193V192H215ZM169 194V193H168ZM197 194V193H196ZM206 194V193H205ZM210 194V193H209ZM209 194H207V195H209ZM217 194V193H216ZM219 194H221L222 195V193H219ZM20 195V194H19ZM163 196H162V198H164L165 196H168V195H166L165 194V196H164V194H162ZM170 195H174V193H172V194H170ZM175 195H177V194H175ZM214 196L215 195H213L212 196V198L214 199ZM61 197V196H60ZM59 197V198H60ZM160 197H161V195H160ZM205 198V197H204ZM208 198H209V196H208ZM63 199V198H62ZM153 199H154V196H153ZM168 199V198H167ZM209 199H211V196H210V198ZM215 199H216V197H215ZM164 200V199H163ZM27 201V200H26ZM64 201H65V199H64ZM152 201V200H151ZM167 201V200H166ZM215 201V200H214ZM24 202V201H23ZM154 202V201H153ZM158 202H160L159 200H158ZM161 202H163V201H161ZM164 202H165V200H164ZM207 202V201H206ZM99 203V202H98ZM205 203V202H204ZM203 203V204H204ZM30 204V203H29ZM71 204V203H70ZM214 204V203H213ZM31 205V204H30ZM27 206V205H26ZM31 207H33V206H31ZM36 207V206H35ZM47 207V206H46ZM49 207V206H48ZM71 208V207H70ZM69 208V209H70ZM35 209V208H34ZM4 210H6V209H4ZM42 210V209H41ZM41 210H39L38 209V212H42V214L43 213H45L43 210L41 211ZM116 210V209H115ZM11 211V210H10ZM14 211V210H13ZM29 211H32V210H29ZM34 211V210H33ZM32 211V212H33ZM36 211V210H35ZM34 211V212H35ZM104 211V210H103ZM4 212V211H3ZM2 212V213H3ZM21 212V211H20ZM19 212V213H20ZM37 212V211H36ZM35 212V213H36ZM37 212V214H40V213H38ZM57 212H58V210H57ZM113 212H114V210H113ZM23 213V212H22ZM29 213V212H28ZM30 214H31V212H30ZM41 214V215H42ZM119 215H120V213H118ZM22 215V214H21ZM36 215V214H35ZM44 215V214H43ZM42 215V216H43ZM60 216V215H59ZM22 217V216H21ZM48 217V216H47ZM55 217V216H54ZM37 218H38V216H37ZM43 218V217H42ZM51 217H48V219H50ZM56 218V217H55ZM44 219H45V217H44ZM47 219V221H49ZM67 219V218H66ZM66 219H64V220H66ZM71 220V219H70ZM86 220V219H85ZM44 221H46V220H44ZM45 222V223H48V222ZM54 221H55V219L53 218V223H54ZM78 221V220H77ZM77 221H75L76 223H78ZM49 222H51V221H49ZM58 222V226H61L62 224H65V223H61V221H60V223H61V225H59L60 223H59V221H57ZM57 222H55L56 224H57ZM67 222V221H66ZM70 222V221H69ZM44 223V222H43ZM42 223V224H43ZM44 223V224H45ZM70 223H72V221L70 222ZM69 223V224H70ZM80 223V222H79ZM90 223V222H89ZM51 224H52V222H51ZM67 224V223H66ZM75 224V223H74ZM72 225H73V223H72ZM69 226L68 225V227L67 228H70V227H74V229H75V227H76V225L74 226ZM92 225V224H91ZM42 226V225H41ZM40 226V228H42V227H44V225L41 227ZM62 226H64V225H62ZM80 227H82V223H81V225H79ZM79 226H77V228L79 227ZM89 226V225H88ZM45 227H46V225H45ZM50 227V231H52V228H51V225L49 226ZM64 227H66V225L64 226ZM80 227H79V229H80ZM94 227V226H93ZM57 228V227H56ZM62 228V227H61ZM71 228V229H72ZM84 228H85V230L86 229H88L87 227H85V225H84ZM84 228H83V230H84ZM39 229V228H38ZM37 229V230H38ZM43 229V228H42ZM45 230L46 229H48V227L47 228H44ZM59 229H60V227H59ZM58 228H57V230H59ZM64 229V228H63ZM62 229V230H63ZM79 229H77V230H79ZM82 229V228H81ZM81 229L79 230V231H81ZM91 229V228H90ZM44 230V231H45ZM49 230V229H48ZM56 230V229H55ZM55 230H53V231H55ZM61 230V229H60ZM62 230H61V232H62ZM65 230V229H64ZM73 230V229H72ZM76 230V231H77ZM83 230H82V233H83ZM49 231V232H50ZM52 231V232H53ZM67 231H69V230H67ZM75 231V230H74ZM90 231V230H89ZM92 231V230H91ZM32 232V231H31ZM39 232V231H38ZM56 232V231H55ZM66 232V230L63 232V233H65ZM88 232V231H87ZM246 232V231H245ZM58 234H60L59 233V231L57 232ZM78 233V232H77ZM76 233V234H77ZM86 232H84V234L83 235H86V237H87V234H85ZM91 233V232H90ZM89 233V234H90ZM71 234H73V233H71ZM81 234V233H80ZM93 234V233H92ZM53 235V237L56 239V237H58L59 235H57L56 233L55 234H52ZM55 235V236H54ZM65 235H66V233H65ZM82 235V236H83ZM50 236V235H49ZM61 236H63L62 234H61ZM69 237H71L70 236V233H69V235H68ZM67 236V237H68ZM75 237V236H74ZM80 237H81V235H80ZM79 237V235H78V238H80ZM84 237V236H83ZM59 238V237H58ZM77 238V237H76ZM44 239H46V237L44 238ZM62 239H64V238H62ZM67 239V238H66ZM259 239V238H258ZM262 240H264V238H261ZM260 239V240H261ZM49 240V239H48ZM54 240V239H53ZM69 241L71 240L70 238L68 239ZM73 240V239H72ZM77 240V239H76ZM47 241V240H46ZM80 241V240H79ZM78 241V242H79ZM48 242V241H47ZM77 242V243H78ZM259 242V241H258ZM14 243V242H13ZM71 243V242H70ZM73 244H74V242H73ZM9 245V244H8ZM11 245V244H10ZM71 246V245H70ZM74 245H72L71 247H73ZM70 248V247H69Z\"/></svg>",
  "mask_w": 264,
  "mask_h": 264
}]
</instances>
